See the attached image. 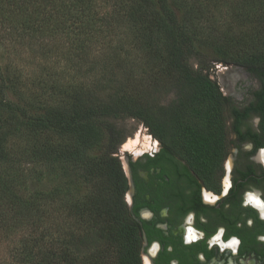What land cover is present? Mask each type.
<instances>
[{
	"label": "trees",
	"instance_id": "obj_1",
	"mask_svg": "<svg viewBox=\"0 0 264 264\" xmlns=\"http://www.w3.org/2000/svg\"><path fill=\"white\" fill-rule=\"evenodd\" d=\"M223 1L0 0V33L16 26L26 38L62 35L82 58L119 22L158 34L166 52L163 75L181 90L200 83L175 116L183 152L217 166L223 157V97L203 69L191 68V53L202 49L212 63L264 72V0L234 4L232 20L252 46L237 53L225 41L204 37L208 5ZM14 83L0 57V228L8 234L25 227L40 231L24 241V263L109 264V250L116 248V264H142L139 227L125 199L129 180L117 154L130 136L126 120L152 126L150 106L138 99L118 102V93L99 97L96 88L73 94L69 107L33 109L11 98ZM95 235L113 239L111 246L84 252Z\"/></svg>",
	"mask_w": 264,
	"mask_h": 264
},
{
	"label": "flooded vegetation",
	"instance_id": "obj_2",
	"mask_svg": "<svg viewBox=\"0 0 264 264\" xmlns=\"http://www.w3.org/2000/svg\"><path fill=\"white\" fill-rule=\"evenodd\" d=\"M220 64V164L156 139L123 160L142 264H264V72Z\"/></svg>",
	"mask_w": 264,
	"mask_h": 264
},
{
	"label": "rangeland",
	"instance_id": "obj_3",
	"mask_svg": "<svg viewBox=\"0 0 264 264\" xmlns=\"http://www.w3.org/2000/svg\"><path fill=\"white\" fill-rule=\"evenodd\" d=\"M236 2L238 0H225L216 6L209 4L208 16L202 23L204 37L225 41L234 53L252 47L250 42L241 40L240 28L232 20ZM112 17L109 16L108 20ZM114 27L105 30L109 33L105 40L93 47L86 58H82L81 52L72 48L62 35L26 38L18 32L19 27H4L0 33V57L15 81L11 98L33 109L69 107L75 103L73 94L97 88L99 97L118 93L115 94L118 102L125 98L144 100L154 117L152 126L134 119L124 122L130 136L117 154L122 163L126 156L148 149V136H152L153 141L158 140L150 129L162 135L171 147L181 150V130L177 129L179 124L175 116L179 114L180 104L197 92L200 83L194 82L190 88L181 90L176 82L163 75L165 63L162 55L166 52L158 34L126 25L124 21ZM206 53L202 49L193 51L188 62L195 72L203 69V76L216 78L221 64L210 62L211 56ZM127 144L132 148L131 152L123 150ZM125 199L128 202L127 195ZM6 231L0 228V264H26L24 241H33L40 231L37 233L32 227L12 234ZM51 231L56 233V230ZM112 240L106 235H95L92 245L85 242L88 248L84 252L106 249ZM28 248L33 249V246ZM37 251L36 257H39L42 251ZM109 257L111 264L117 263L116 248L109 250Z\"/></svg>",
	"mask_w": 264,
	"mask_h": 264
},
{
	"label": "water",
	"instance_id": "obj_4",
	"mask_svg": "<svg viewBox=\"0 0 264 264\" xmlns=\"http://www.w3.org/2000/svg\"><path fill=\"white\" fill-rule=\"evenodd\" d=\"M218 74L220 75L221 73L218 72ZM124 166H125V170H126V173H127V176L129 178V180L131 181V175H130V172H129V168H128V165L126 164V162H123Z\"/></svg>",
	"mask_w": 264,
	"mask_h": 264
},
{
	"label": "built area",
	"instance_id": "obj_5",
	"mask_svg": "<svg viewBox=\"0 0 264 264\" xmlns=\"http://www.w3.org/2000/svg\"><path fill=\"white\" fill-rule=\"evenodd\" d=\"M148 138H149V145H148V147H150L151 144H152L153 142H156V141H153L152 136H148ZM155 144H156V143H155Z\"/></svg>",
	"mask_w": 264,
	"mask_h": 264
},
{
	"label": "bare ground",
	"instance_id": "obj_6",
	"mask_svg": "<svg viewBox=\"0 0 264 264\" xmlns=\"http://www.w3.org/2000/svg\"><path fill=\"white\" fill-rule=\"evenodd\" d=\"M147 142L149 143V141H147ZM123 150H126V151L130 150V147L128 146V144L123 147Z\"/></svg>",
	"mask_w": 264,
	"mask_h": 264
}]
</instances>
